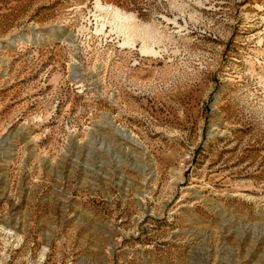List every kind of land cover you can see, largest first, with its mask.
<instances>
[{
    "label": "rangeland",
    "instance_id": "374dc122",
    "mask_svg": "<svg viewBox=\"0 0 264 264\" xmlns=\"http://www.w3.org/2000/svg\"><path fill=\"white\" fill-rule=\"evenodd\" d=\"M0 264H264V0H0Z\"/></svg>",
    "mask_w": 264,
    "mask_h": 264
}]
</instances>
